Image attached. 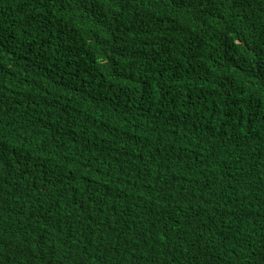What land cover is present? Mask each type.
<instances>
[{
  "label": "trees",
  "instance_id": "16d2710c",
  "mask_svg": "<svg viewBox=\"0 0 264 264\" xmlns=\"http://www.w3.org/2000/svg\"><path fill=\"white\" fill-rule=\"evenodd\" d=\"M0 264H264V0H0Z\"/></svg>",
  "mask_w": 264,
  "mask_h": 264
}]
</instances>
